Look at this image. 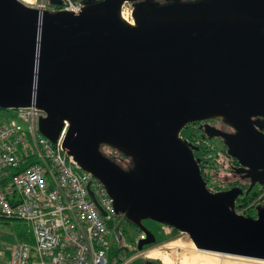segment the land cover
<instances>
[{
  "label": "water",
  "instance_id": "obj_1",
  "mask_svg": "<svg viewBox=\"0 0 264 264\" xmlns=\"http://www.w3.org/2000/svg\"><path fill=\"white\" fill-rule=\"evenodd\" d=\"M126 1L135 25L121 16ZM83 2L75 13L0 0V109L44 110L39 130L53 142L66 127L63 148L145 233L139 250L156 241L143 223L153 219L200 250L264 260V204L256 216L237 212L244 189L212 191L199 146L181 135L191 122L223 119L236 132L215 131L252 179L246 193L264 183V133L254 119L264 116V0Z\"/></svg>",
  "mask_w": 264,
  "mask_h": 264
},
{
  "label": "built area",
  "instance_id": "obj_2",
  "mask_svg": "<svg viewBox=\"0 0 264 264\" xmlns=\"http://www.w3.org/2000/svg\"><path fill=\"white\" fill-rule=\"evenodd\" d=\"M30 5L79 13L84 2L35 0ZM13 110L15 118L0 122V216L24 220L32 240L14 243L1 264H113L109 221L116 225L120 215L106 187L63 148L66 127L53 142L39 130L44 110ZM89 183L107 216L91 198ZM144 237L142 231L136 242ZM121 260L117 254L114 264H125Z\"/></svg>",
  "mask_w": 264,
  "mask_h": 264
},
{
  "label": "rangeland",
  "instance_id": "obj_3",
  "mask_svg": "<svg viewBox=\"0 0 264 264\" xmlns=\"http://www.w3.org/2000/svg\"><path fill=\"white\" fill-rule=\"evenodd\" d=\"M158 1L166 2L167 0H158ZM27 4H31V3H27ZM133 10H134V2L126 1L122 7V13L126 15L127 17L132 18L134 17ZM15 117H16V114L13 109H0V122L4 120H8V119H13ZM210 119L212 120V118H209L207 119V121L204 120L201 122L202 123L210 122ZM221 120L224 121L223 119L220 118V121ZM222 121H221V124L223 125ZM215 123L219 124L216 121ZM212 137H213L212 140L215 144V145H212V147H215L214 149H216L214 150V153H212L213 168H211L210 170V171H214V174L217 177V178H214V185L216 186H222V185L225 186L227 184L230 185L229 180L233 178H234L235 183L237 181L243 180L240 178V176L236 175L235 173L233 174V172L229 170V168L231 167L230 165V162L232 161L231 158L233 157L228 154L227 152L228 147L225 144L224 139L221 137H215V136H212ZM213 142L211 143L213 144ZM101 149L104 154H106L107 156L115 160L123 168L128 169L131 166H133L132 158L125 155L124 152L120 151L116 147L112 145L103 144L101 146ZM227 158L229 160H227ZM234 159L238 161L236 158ZM235 165L238 167L242 166L240 165V163L238 165L237 164ZM245 175L246 174H244V176ZM246 181L247 180H243V182L248 184V181L247 182ZM247 190L248 188L244 191L245 193L243 195H240L237 198L236 210L237 212L246 214V215L256 214L255 206L260 203L263 204V201H264V188L259 189L261 190L260 194L256 196L248 206L243 208L241 197H244L245 195H250L252 193V191H249L248 193H246ZM249 206L253 207L252 214H248L245 211L246 208H248ZM143 223L155 234L156 241L151 243L154 245H147L146 247L144 246L143 249L139 250L137 246L136 247L134 246L135 244L136 245L138 244L136 242V238L139 236V234L142 233V230L139 227L138 229H135V226L132 224V222L130 223V221L126 218L124 214H120L116 224L122 228V229L120 228L121 234L123 231H125L126 237L124 238V243L128 247V249H126L122 253V260L120 262L125 261V264H146L147 261L151 260L158 264H166L163 259V256L165 255L166 257L169 258L170 264H192L193 257L195 255L199 254L200 256L202 254L203 256H200V257H204L205 260L203 259H202L203 261L198 260V261H195V263L193 264H264V262L258 261L259 259H254V258H249V257L232 255V254H227V253H222V252H214L216 254H206L198 250L195 251L194 249L189 248L186 245L188 238L190 239L187 233L181 232L177 230L176 228H173L165 223L158 222L153 219H145ZM131 226H133L136 231L134 234L128 233V231H132ZM22 233L24 234L31 233L29 230L28 224L24 220L8 219V218L0 217V264H1L3 257L8 253L9 248L14 243L22 241V239L20 238ZM179 240L181 241L183 240L182 242L184 243V246L175 244ZM194 246L197 248L195 244ZM152 248H158L160 251H162V254L159 257H148L147 256L148 251Z\"/></svg>",
  "mask_w": 264,
  "mask_h": 264
},
{
  "label": "flooded vegetation",
  "instance_id": "obj_4",
  "mask_svg": "<svg viewBox=\"0 0 264 264\" xmlns=\"http://www.w3.org/2000/svg\"><path fill=\"white\" fill-rule=\"evenodd\" d=\"M254 119L258 120V122H259V125H256L258 130H260L261 132L264 133V116L255 117ZM204 120L207 121V119H203V120L194 121V122L189 123L183 129V130H187L188 133L184 135L183 134V130H182L181 135L184 138L188 139L189 141H192L194 144L199 146V149L195 150V156L197 158H199L200 169H201V172H202V175H203L204 179L207 182V186L212 191H222V190L230 189V188H232L234 186H241L244 189V191H245L247 188L250 187V185L252 183V179L250 177L244 176L245 172H242L240 170L241 169V166H240L241 164L239 165L240 167L236 166L235 164L238 165L239 163H238V161H236L234 159V157L231 158L232 161L230 162L231 167L229 168V170H231V172H233V174L235 173L236 175L240 176L241 179L247 180L248 184L243 182V180L237 181L235 183L234 182V178H233V179L229 180V184L230 185H228V184L225 185V186L224 185H222V186L214 185V178H217V177L214 174V171H210V170H211V168H213V164H212V156L213 155H212V153H214V150H216V149H214L215 147H212V145H215L213 140H212V138H213L212 136L221 137L215 131L216 129L217 130H222L224 132H228L230 134H234L236 132V129L233 126H231L228 123H225L224 121L221 120L222 123H223V125H222L221 121H220V118H212V120L210 119V122L202 123L201 121H204ZM215 121L218 122L219 124L215 123ZM207 125H208V127H207ZM211 142H213V144ZM197 151H200L199 155H196ZM227 160H229V159L227 158ZM234 167H235V169H234ZM262 188H264V183L256 182L253 185V187L251 188L250 191L253 192V191H256V190H259V189H262ZM263 204H264V201H263ZM252 215L256 216V214H252ZM111 218H113V217H111ZM109 222H111V220ZM132 224L135 226V229H138L137 225H135L134 223H132ZM117 227H119L117 224L113 227L114 228V234H113L112 251H116L118 255L122 256V253L126 249H128V247L124 243V238L126 237V234H125V231H123L122 234H121V238H119L118 235L116 234V228ZM120 228L121 227H119V229ZM135 229H134L133 226H131V230L132 231H128V233L134 234L136 232ZM124 230H126V229H124ZM114 238H115V240H114ZM147 245H154V244H147ZM147 245H145V247ZM136 246H138V245L135 244L134 247H136ZM154 263L158 264L156 262H154ZM146 264H148V263H146Z\"/></svg>",
  "mask_w": 264,
  "mask_h": 264
},
{
  "label": "bare ground",
  "instance_id": "obj_5",
  "mask_svg": "<svg viewBox=\"0 0 264 264\" xmlns=\"http://www.w3.org/2000/svg\"><path fill=\"white\" fill-rule=\"evenodd\" d=\"M22 1H25V3L27 2V3H32V2H34L35 0H22ZM121 16H122V18L125 20V21H127V22H129V23H131V24H134L135 25V20H134V17H127L126 15H124L123 13H122V11H121ZM183 239V238H182ZM183 241V240H182ZM181 240H179L177 243H175V244H178V245H181V246H184V243L182 242ZM185 241V240H184ZM187 241V240H186ZM186 245L189 247V248H192V249H194L195 251H200V252H204V253H206V254H216V253H214V252H212V251H205V250H200V249H197L195 246H194V242L192 241V240H190L189 238H188V241L186 242ZM185 245V246H186ZM162 254V251H160L158 248H152V249H150L149 251H148V254H147V256L148 257H159L160 255ZM200 256H203L202 254L200 255ZM199 256V254L198 255H195L194 257H193V259H192V261H193V263H195V261H198V260H205L204 259V257H200ZM163 259H164V262L166 263V264H170V260H169V258L168 257H166L165 255L163 256ZM202 260V261H203ZM252 261H253V259H252ZM258 261H261V262H264V260H258ZM192 263V264H193Z\"/></svg>",
  "mask_w": 264,
  "mask_h": 264
},
{
  "label": "trees",
  "instance_id": "obj_6",
  "mask_svg": "<svg viewBox=\"0 0 264 264\" xmlns=\"http://www.w3.org/2000/svg\"><path fill=\"white\" fill-rule=\"evenodd\" d=\"M188 133V131L187 130H183V134L185 135V134H187ZM191 133V132H190ZM199 152L200 151H197L196 152V155H199ZM209 152V151H208ZM260 192H261V190H256V191H253L250 195H245L244 197H241V202H242V207L244 208V207H246V206H248L250 203H251V201H253V199L256 197V196H258L259 194H260ZM239 208V207H238ZM248 214H252V211H253V207L252 206H249L248 208H246V210H245ZM1 218H5V217H3V216H0ZM9 219V218H8ZM109 226L110 227H114L115 226V224L113 223V221H111V222H109ZM20 238L22 239V240H32V236H31V233H29V234H24V233H22L21 234V236H20ZM111 255H112V257H113V264L115 263V260H116V255H117V252L116 251H112L111 252Z\"/></svg>",
  "mask_w": 264,
  "mask_h": 264
}]
</instances>
